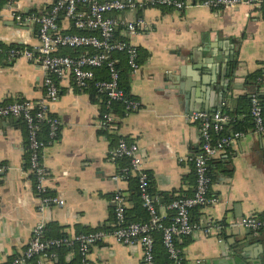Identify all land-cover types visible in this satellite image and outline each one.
Returning <instances> with one entry per match:
<instances>
[{
    "label": "crops",
    "instance_id": "crops-1",
    "mask_svg": "<svg viewBox=\"0 0 264 264\" xmlns=\"http://www.w3.org/2000/svg\"><path fill=\"white\" fill-rule=\"evenodd\" d=\"M57 0H21L26 15L46 14ZM142 7L114 12L117 19L144 18L146 25L125 34L139 51L141 64L130 76L131 93L140 107L115 115L109 129L101 126L102 101L77 87L71 77L59 81V94L49 112L61 121L58 137L44 148L50 194L63 206H42L28 163V139L16 118H0V264L24 253L33 228L44 224L45 238L73 237L79 232L113 229L114 194L122 191L128 213L135 210L130 182L117 179L122 161L110 152L123 138L136 142L146 171L154 181L160 213L172 214L168 198L193 194L196 184L191 158L200 150L201 131L191 119L196 111L214 112L247 93V77L264 70V12L239 5L208 8L202 0L179 10L157 0H135ZM59 25L71 30L61 16ZM0 43L23 45L36 51L38 25L19 23L7 13L0 18ZM46 72L25 57L0 56V104L46 97ZM264 94V85L262 87ZM7 119V120H5ZM12 119V120H10ZM210 194L213 205L192 210V220L203 229L178 238L185 264H253L264 256L254 234L238 226L244 216L264 217V132L248 127L216 155ZM215 224L219 225L216 230ZM71 262L76 252L63 254ZM56 253H46L26 264H56ZM89 264H146L140 243L126 245L109 236L90 246ZM46 260V261H44Z\"/></svg>",
    "mask_w": 264,
    "mask_h": 264
},
{
    "label": "built area",
    "instance_id": "built-area-1",
    "mask_svg": "<svg viewBox=\"0 0 264 264\" xmlns=\"http://www.w3.org/2000/svg\"><path fill=\"white\" fill-rule=\"evenodd\" d=\"M263 0H202L201 5L208 8H232L239 5L261 7ZM160 6L183 9L191 0H157ZM86 6V8H85ZM142 5L135 0H57L51 10L46 14L26 15L22 12L21 0H0V18L6 13L19 23H34L38 25L39 45L36 51L28 47L0 45V56L8 59L25 57L37 62L45 70V99L34 102L31 100H16L0 104V118H21L25 121L29 132V163L34 175L35 188L40 195L42 206H63L65 200L48 192L46 181L48 171L43 163V150L45 143L37 136L38 122L47 118L50 124V137L57 136L61 121L56 116L49 117V102L55 101L59 94V81L67 77L73 79L74 84L81 90H88L93 84L98 92L108 96L107 108L113 100L124 98V92L119 88L120 72L116 67V60L111 53L125 51L131 72H137L141 66L139 51L131 41L114 39L116 30L129 36L135 34L146 25L144 18L117 19L112 16L114 12L134 11ZM64 16L71 22V29L94 30L96 33H78L65 31L59 25V19ZM65 48H90L95 50L92 54L80 56L64 55L60 51ZM107 67L108 77L95 80L96 70ZM126 114L137 110L140 103L135 100H125ZM251 113L255 122V131L264 132L263 106L257 96L252 95ZM191 119L200 125L201 143L199 152L191 158L196 175L195 189L192 195L174 199L169 208L174 214L169 221L160 213L156 198L149 191L151 181L149 173L144 166L139 145L121 138L110 152V159L117 161L119 158H129V166L125 167L116 178L126 180L129 173L138 176L139 189L143 205L149 212L147 221L128 222L127 199L122 191L114 194L115 226L112 230H94L76 234L73 237L44 238V224H37L32 231L24 253L14 257L9 264H26L33 258H41L47 250L59 246H78L83 256V264H89L88 251L90 246L97 244L109 236L118 241L132 245L140 243L144 250L146 264L155 263V233L160 232L164 247L170 259L169 264H185L184 257L176 239L195 234L201 229L210 233L211 227L202 228L192 220V210L201 206L213 205L217 198L210 194L213 181L209 173V160L230 146L245 132L236 131L231 134L215 138L214 135L224 130L231 120L227 113L216 110L214 112L196 111ZM115 122V115L111 110L102 113L101 126L109 129ZM0 170H2L0 168ZM238 226L250 230L254 234L264 233V217L257 215L244 216ZM216 230L219 225H214ZM46 261V260H44ZM40 264H48L39 260Z\"/></svg>",
    "mask_w": 264,
    "mask_h": 264
},
{
    "label": "trees",
    "instance_id": "trees-1",
    "mask_svg": "<svg viewBox=\"0 0 264 264\" xmlns=\"http://www.w3.org/2000/svg\"><path fill=\"white\" fill-rule=\"evenodd\" d=\"M86 8V6H85ZM261 10L264 12V0L261 4ZM70 31L72 32H78V33H96L94 30H86V29H75L72 28ZM114 39L117 40H128L127 36L125 34H121V31L116 30L114 32ZM1 46H4L3 44L0 43ZM18 47H24L23 45H15ZM7 48L6 46H4ZM64 55H70L73 57L80 56L83 54H92L95 52V50L90 49V48H65L60 51ZM112 59L116 60V67L119 69L120 72V79H119V88L124 92V98L120 100H113L111 102V105L109 108H107L106 104L108 101V96L106 93H100L98 92L97 88L91 84L88 88V91L91 93V96L93 99L96 97L102 101V112H105L106 110H111L114 114H116L119 117H122L124 113L126 112V102L125 100H135L138 101L137 98L131 93V87H130V76H131V70L128 64V58L127 54L125 51H115L111 53ZM108 77V70L107 67H102L96 70V78L95 80H100V79H106ZM264 85V70H259L256 71L252 74H250L247 77L246 81V87L248 89L247 93H244L240 95L237 99L229 101L228 105L223 106L219 111L227 113L231 116V120L229 121L228 124H226L224 130L221 132L217 133L214 135L215 138H220L222 136L231 134L236 131H242L245 132L248 127H253L255 128V122L251 113V106H252V95L254 93H257V96L263 106V113H264V94L262 93V87ZM8 103V102H5ZM50 116H54L53 114H49ZM17 123L21 124L22 126L25 127L26 132H27V139H28V156L27 160L29 163V132L27 125L25 121L21 118L17 119ZM38 131H37V136L40 140H42L45 143V146L49 144L52 140L56 139L58 137L55 136V138L50 137V124L47 120V118L40 120L38 122ZM118 160L122 161V167L120 169V173L125 167L129 166V158L123 157L119 158ZM218 159H216V156L212 157L209 160V173L211 174L213 178V172H212V166L217 162ZM30 164V163H29ZM148 172V171H147ZM149 173V172H148ZM195 174V172H194ZM150 176V174H149ZM196 177V175H195ZM150 183H149V191L151 194L155 197L156 196V191L154 188V181L152 177L150 176ZM127 180L130 182V190H131V196L136 200L135 202V210L131 211L133 213H128L127 210V221L128 222H133V221H147L149 219V212L147 208L143 205V200L141 198V193L139 189V178L138 176L129 173L127 176ZM179 198V197H170L168 198V203L170 204L174 199ZM157 202V206H158ZM170 218L173 216L174 212L173 210ZM169 221V219H168ZM106 230H112V229H106ZM84 232H91L89 231H83L79 233H84ZM78 233V234H79ZM62 237V234L59 235ZM58 237V238H60ZM66 237V236H63ZM45 238V236H44ZM176 242L178 244V238L176 239ZM74 250L76 252L75 258L71 262H67L64 259V253H66L69 250ZM47 253H56L57 262L56 264H83V256L79 252L78 246H59V247H53L50 248L46 251ZM37 258H33L31 260H35ZM12 260V259H11ZM10 260V261H11ZM30 260V261H31ZM170 259L168 257V253L166 248L164 247L163 241H162V236L160 232L155 233V263L154 264H169ZM9 264V263H8Z\"/></svg>",
    "mask_w": 264,
    "mask_h": 264
},
{
    "label": "water",
    "instance_id": "water-1",
    "mask_svg": "<svg viewBox=\"0 0 264 264\" xmlns=\"http://www.w3.org/2000/svg\"><path fill=\"white\" fill-rule=\"evenodd\" d=\"M203 109H206V111H209V108H203ZM5 120H7V119H5ZM10 120H12V119H10ZM258 241L261 242V244L264 246V238L258 239ZM253 264H264V256H262L260 259H258L257 262L254 261Z\"/></svg>",
    "mask_w": 264,
    "mask_h": 264
}]
</instances>
